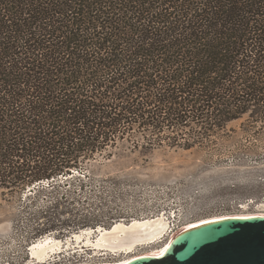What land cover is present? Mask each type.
Returning a JSON list of instances; mask_svg holds the SVG:
<instances>
[{"label":"trees","instance_id":"1","mask_svg":"<svg viewBox=\"0 0 264 264\" xmlns=\"http://www.w3.org/2000/svg\"><path fill=\"white\" fill-rule=\"evenodd\" d=\"M243 118L264 129V0H0V194L44 200L28 233L121 214L84 173L101 157Z\"/></svg>","mask_w":264,"mask_h":264},{"label":"rangeland","instance_id":"2","mask_svg":"<svg viewBox=\"0 0 264 264\" xmlns=\"http://www.w3.org/2000/svg\"><path fill=\"white\" fill-rule=\"evenodd\" d=\"M243 122L244 118L231 122L228 133L214 138L212 145L204 149L164 147L148 154L117 149L84 171L105 179L97 190L113 199L110 207L121 212L101 226L110 228L118 220L129 223L135 218L160 215L170 224L161 242L116 255L94 248L96 232L84 233L81 241L73 238L74 233L93 225L65 232L54 226L42 233H28L32 226L29 212L40 208L44 200H4L0 194V264H93L133 259L161 248L184 226L215 216L264 211V129L257 132V127ZM251 198L254 203L248 202ZM46 237L62 245L58 253L37 261L31 248Z\"/></svg>","mask_w":264,"mask_h":264},{"label":"water","instance_id":"3","mask_svg":"<svg viewBox=\"0 0 264 264\" xmlns=\"http://www.w3.org/2000/svg\"><path fill=\"white\" fill-rule=\"evenodd\" d=\"M125 264H264V215H228L187 226L162 254Z\"/></svg>","mask_w":264,"mask_h":264},{"label":"bare ground","instance_id":"4","mask_svg":"<svg viewBox=\"0 0 264 264\" xmlns=\"http://www.w3.org/2000/svg\"><path fill=\"white\" fill-rule=\"evenodd\" d=\"M263 213V212H262ZM259 214V213H258ZM251 215V214H248ZM253 215V214H252ZM264 215V214H261ZM224 216H215L212 218H207L206 220L200 221V223L210 220L216 219ZM190 224L188 226L195 225ZM169 222L162 216L148 217V218H135L131 220L129 223L124 220H118L114 222V224L110 227H101L98 226V230L94 228L83 229L80 232H76L73 234V238L77 239V241L82 240V236L84 233L92 234L96 232L97 239L94 241V248L101 250H105L107 252L113 254H120L124 252L125 254L134 253L138 247L151 245L150 243H157L163 240L165 234H167L169 230ZM187 226H184V229ZM181 230V229H180ZM175 231L171 235V239L167 241L161 248H154L151 252L142 254V255H160L162 254L167 247L169 246L172 238L180 231ZM90 237L86 238L89 239ZM85 239V238H83ZM57 241V240H56ZM52 240L51 237H46L44 239H40L35 242L31 248L32 257L37 261H44L50 255L59 252V248L62 244ZM140 255V256H142ZM136 257V256H135ZM139 257V256H138ZM132 258H126L124 260L111 261L108 263H93V264H125L130 261ZM77 264H88V263H77Z\"/></svg>","mask_w":264,"mask_h":264},{"label":"built area","instance_id":"5","mask_svg":"<svg viewBox=\"0 0 264 264\" xmlns=\"http://www.w3.org/2000/svg\"><path fill=\"white\" fill-rule=\"evenodd\" d=\"M252 199V198H251ZM250 199V200H251ZM248 202H252V203H254L255 201H253V199L251 200V201H248ZM250 204V203H249ZM263 212V213H262ZM262 212H257V213H249V214H253V215H261V214H264V211H262ZM259 213V214H258Z\"/></svg>","mask_w":264,"mask_h":264}]
</instances>
